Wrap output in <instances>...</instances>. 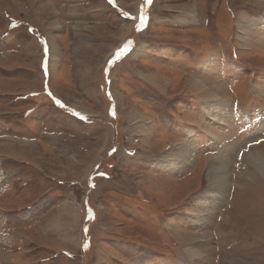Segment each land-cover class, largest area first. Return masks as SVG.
<instances>
[{
    "label": "rangeland",
    "instance_id": "1",
    "mask_svg": "<svg viewBox=\"0 0 264 264\" xmlns=\"http://www.w3.org/2000/svg\"><path fill=\"white\" fill-rule=\"evenodd\" d=\"M257 152L264 0H0V264H264Z\"/></svg>",
    "mask_w": 264,
    "mask_h": 264
},
{
    "label": "bare ground",
    "instance_id": "2",
    "mask_svg": "<svg viewBox=\"0 0 264 264\" xmlns=\"http://www.w3.org/2000/svg\"><path fill=\"white\" fill-rule=\"evenodd\" d=\"M204 87H206L209 90V88L207 86L204 85ZM209 92L211 93V95L213 94V91H209ZM221 97L222 96H215V98L212 99L213 101H216V102L211 103V105L209 106V107H211L212 113H214L215 111H219V112L221 111V102H219V99H223ZM223 105H222V107L225 108ZM219 115H221V114H219ZM179 147H181V146H179ZM189 153H191V152L189 151ZM176 154H177V152H176ZM175 157H178V156L176 155ZM219 158H220L219 161L215 157H214V159H211V161L209 160V166L206 167L207 178L210 181L209 183L213 182V184H214L213 187L215 189H217V190H215L217 192V195H219V193H220L219 190H222L223 187H225V185L229 183V180H228L229 175L227 174V166L229 163H228L227 157L224 154H221V156H219ZM251 158L254 159V163L257 165V169L259 170L261 168V170L263 171L262 174L264 175V155L260 152H257L255 155L252 154ZM210 190L213 191L212 187Z\"/></svg>",
    "mask_w": 264,
    "mask_h": 264
},
{
    "label": "crops",
    "instance_id": "3",
    "mask_svg": "<svg viewBox=\"0 0 264 264\" xmlns=\"http://www.w3.org/2000/svg\"><path fill=\"white\" fill-rule=\"evenodd\" d=\"M64 65H65V67H68V65L67 64H65L64 63ZM54 106L55 107H57L60 111H62L61 113H59L58 115H56V116H53L54 118H56V119H58V120H60L62 123H64L65 125H67V124H71V122H68L67 123V119H66V117H65V111L67 112V114L69 115V113L68 112H71V113H73V114H75V115H77L75 112H73V111H69V110H67V109H65L64 107H62V106H60L59 104H57V102H54ZM35 109H33L32 111H31V116H32V118H31V120H25V121H22L23 123H30V124H33V125H35V124H38L39 126L41 125V122H36V120L34 119V117L35 118H38L39 119V117H36L35 115H34V111ZM43 114H44V116H49L50 114L48 113V111L47 112H44V111H41ZM26 114H30V112H28V113H26ZM70 116V115H69ZM71 117V116H70ZM40 118H43V116L42 117H40ZM72 118V117H71ZM73 119V118H72ZM74 120H76V119H74ZM72 124H75V122L74 123H72ZM63 127H65V126H63ZM76 127V126H75ZM59 128H62V126H58L57 127V129H59ZM76 128H78V130H82L83 129V127H76ZM39 131H40V133H39V135H41V136H43V134H44V131L42 130V128L41 127H39ZM40 140L38 141V142H40V143H42L43 145H44V143H43V141H42V139L43 138H39ZM32 141H36L35 139H33ZM37 142V141H36ZM57 210L59 211V215L58 216H56L54 219H53V223H54V227H56V228H59V227H63V226H65V223L67 222L65 219L63 220V222H61L62 221V217L60 216V215H62V213L64 214V215H67L68 214V209H66V208H64L63 206H62V208H59V207H57ZM63 223V224H62Z\"/></svg>",
    "mask_w": 264,
    "mask_h": 264
},
{
    "label": "snow or ice",
    "instance_id": "4",
    "mask_svg": "<svg viewBox=\"0 0 264 264\" xmlns=\"http://www.w3.org/2000/svg\"><path fill=\"white\" fill-rule=\"evenodd\" d=\"M148 2H151V0H148ZM126 48H127V45H125V48H122L119 50V54H123Z\"/></svg>",
    "mask_w": 264,
    "mask_h": 264
}]
</instances>
